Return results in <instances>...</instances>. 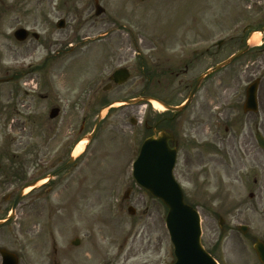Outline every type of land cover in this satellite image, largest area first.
<instances>
[{
  "label": "flooded vegetation",
  "instance_id": "1",
  "mask_svg": "<svg viewBox=\"0 0 264 264\" xmlns=\"http://www.w3.org/2000/svg\"><path fill=\"white\" fill-rule=\"evenodd\" d=\"M111 1L99 0L98 8L97 0L87 7H82V0H47L50 15L57 14L56 9L60 12L56 28L70 26L76 35L89 20L88 28L96 25L102 36H109L76 40L66 49L67 61L77 66L69 95L72 113L84 114L81 125L73 140L49 151V159L35 160L37 167L28 170L33 174L20 172L15 182L7 185L8 190L16 189L15 194L2 199L0 191V264H65L57 237V211L52 207L50 219L44 215L43 220L46 209L40 208L37 200L45 194H33L31 199L29 192L20 196L27 185L54 175L77 157L68 169L50 178L47 192L52 193L60 184L65 186L68 176L63 174L78 168L83 156L140 151L143 147L169 148L175 153L173 174L184 195V184L192 178L194 196L210 197L203 206L207 210L258 208L264 234V144L259 138H264V32H258L264 31V9H256L249 20L248 10L242 8L240 13L227 16L231 18L221 17L222 26L216 27V20L207 22L197 8L194 28L189 31L139 38L127 34L122 38L112 37L121 28L118 22L110 18L99 21ZM255 2L256 7L264 6V0ZM131 99L140 101L122 103ZM119 107L117 123L120 121L121 127L112 123L116 129H107L101 125L109 110ZM95 129L96 135L75 155L77 145ZM113 131L118 134L107 139L104 133ZM223 164L230 168L221 170ZM130 196L131 192L124 196L126 203H130ZM220 222L212 248L216 256L221 249L217 242L228 238L223 235L226 219ZM240 226L237 234L246 235ZM224 246L227 264H262L255 249L251 254L236 250L233 241ZM65 253L71 256V251ZM217 259L223 264L222 257Z\"/></svg>",
  "mask_w": 264,
  "mask_h": 264
},
{
  "label": "rangeland",
  "instance_id": "2",
  "mask_svg": "<svg viewBox=\"0 0 264 264\" xmlns=\"http://www.w3.org/2000/svg\"><path fill=\"white\" fill-rule=\"evenodd\" d=\"M91 1L82 0V7H87ZM253 1L147 0L141 3L140 0H112L99 21L110 18L121 25L112 37L123 38L127 34L147 37V34L193 29L192 19L198 13L197 8L207 22L216 20L214 26L220 27L221 17L231 18L242 8L251 13L248 4ZM260 7L264 9V6L255 5L252 7L255 10L248 15ZM56 11L55 15L49 14L47 0H0V181L4 182L0 185L1 192L15 182L18 178L15 174L37 167L35 160L49 159V151L60 144L66 145L74 137L81 114L72 113L69 91L77 66L67 61L66 49L76 40L109 36H102L103 31L95 29L96 25L86 32L89 20L87 27L85 24L76 35L70 26L59 30L55 23L60 12ZM84 17L88 19L86 15ZM19 27L39 33L40 39L30 36L27 41L15 40L14 30ZM56 105L61 107V112L50 118L49 113ZM119 111L120 107L109 110L108 118L101 125L107 129L112 128V123L121 127L120 121L117 123ZM93 121L94 117L91 123ZM92 127L93 124L83 134ZM104 134L107 139H112L111 135L118 133ZM101 140L102 136L98 141ZM83 146H86L85 140L80 142L77 150ZM137 152L83 156L78 168H72L68 175L63 174L65 178L68 176L65 186L58 184V189L48 193L46 184L29 192V199L33 194H45L37 200L40 208L45 206L46 209L45 214H39L41 217L46 215L48 221L52 207L57 211V237L65 264H73L75 260V264H171L175 260L165 227L167 207L138 187L131 176V161ZM228 167L223 164L221 170ZM58 180L62 182L61 176ZM183 188L186 202L195 206L202 216L203 244L207 250L214 246L220 216L226 219L223 235L228 238L225 242H217L221 247L217 256L222 257L223 264L228 261L226 242L229 246L233 241L234 246H238L236 250L251 254L254 238L264 239L262 214L258 208L240 212L223 207H215L217 211L207 210L203 206L210 197L194 196L192 178ZM128 190H131L130 203L123 197ZM128 206L136 208L134 215L130 214ZM241 222L249 225V231L242 236L237 234ZM76 237L81 242L78 246L72 242ZM67 251H71V256L65 253Z\"/></svg>",
  "mask_w": 264,
  "mask_h": 264
},
{
  "label": "water",
  "instance_id": "3",
  "mask_svg": "<svg viewBox=\"0 0 264 264\" xmlns=\"http://www.w3.org/2000/svg\"><path fill=\"white\" fill-rule=\"evenodd\" d=\"M97 13L100 14L101 11ZM27 36L28 31L23 28L15 33L18 41L25 40ZM129 102L135 101L129 100ZM57 112V109L54 110L52 117H55ZM262 144H264L263 138ZM139 154L134 163L137 183L168 207L166 225L175 249L177 261L174 264H217L202 245L200 215L193 206L186 204L181 187L174 178L175 153L170 152L169 148H163L154 151L142 150ZM135 211V208L130 207L132 215ZM255 245L258 256L264 264V244Z\"/></svg>",
  "mask_w": 264,
  "mask_h": 264
}]
</instances>
